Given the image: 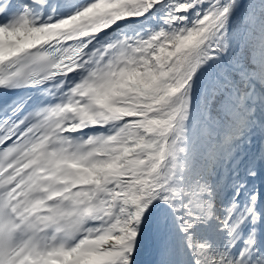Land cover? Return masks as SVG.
Here are the masks:
<instances>
[{
    "label": "snow or ice",
    "instance_id": "snow-or-ice-1",
    "mask_svg": "<svg viewBox=\"0 0 264 264\" xmlns=\"http://www.w3.org/2000/svg\"><path fill=\"white\" fill-rule=\"evenodd\" d=\"M257 4L0 0V264H264Z\"/></svg>",
    "mask_w": 264,
    "mask_h": 264
},
{
    "label": "bare ground",
    "instance_id": "bare-ground-1",
    "mask_svg": "<svg viewBox=\"0 0 264 264\" xmlns=\"http://www.w3.org/2000/svg\"><path fill=\"white\" fill-rule=\"evenodd\" d=\"M156 25V22H153V26ZM160 205V202H157V206H155L152 210H151V215H149L146 218V223L144 225H142L143 229H144V245L142 246L141 249V256H147L148 254H150L151 256L149 257V262L147 264H157L152 262L153 258H156V262L159 258V245L161 243H165L164 242V238L162 237V230L160 228V230L158 231V227L154 224V215H153V211H157L158 210V206ZM149 223H151L149 225ZM172 224V218L170 217L169 219H167V225ZM140 257L138 260V264L140 261Z\"/></svg>",
    "mask_w": 264,
    "mask_h": 264
},
{
    "label": "trees",
    "instance_id": "trees-1",
    "mask_svg": "<svg viewBox=\"0 0 264 264\" xmlns=\"http://www.w3.org/2000/svg\"><path fill=\"white\" fill-rule=\"evenodd\" d=\"M255 11L258 16L264 15V10H261V7L259 6V4H257Z\"/></svg>",
    "mask_w": 264,
    "mask_h": 264
}]
</instances>
